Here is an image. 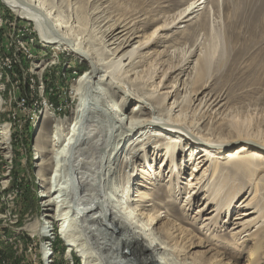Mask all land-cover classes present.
Here are the masks:
<instances>
[{
	"label": "rangeland",
	"instance_id": "rangeland-1",
	"mask_svg": "<svg viewBox=\"0 0 264 264\" xmlns=\"http://www.w3.org/2000/svg\"><path fill=\"white\" fill-rule=\"evenodd\" d=\"M44 1L62 20L66 21V24L73 25L75 29L84 32L90 38L89 43L98 47L100 42L98 37L104 29L102 25L108 21V23L118 22L135 17L145 20L156 7L162 8L160 15L165 13L168 16L173 15L190 0ZM213 1L210 0L201 5L198 14L201 15L205 11V21L199 26L196 34L187 39V43L179 45L167 40L171 36V31L163 35V40H160L158 46L150 50L142 49V52L146 53L142 66L143 73L150 72L157 61L164 60V64L153 79L154 84H159L162 79L158 88L160 93L170 90L171 85V79H167L166 76V79L162 78L163 68L177 64L184 55L189 53V50L194 51L190 69H193L192 74L195 77L193 78L191 74L190 95L193 96L197 91L202 92L199 98L207 94V98L208 96L213 100L216 98L217 101L219 98L222 99L215 107L217 113L215 109L209 112L204 105L196 106L198 102L193 105L189 101L192 99L190 95L184 100L186 104L184 107L189 106L187 113H192L194 122L199 123L195 122L196 126L202 124L200 128L203 127V132H198V137L202 139L209 138L210 135L206 132H211L218 122L223 121L227 124L239 123L238 125L247 132L257 130V127L264 128V0ZM0 16L4 21L0 25V264H45L41 256L43 238L39 232V225L41 229V218L45 214H53L54 210H48L49 206L42 203L46 198L48 186H44L41 170L45 169L50 162L49 157H51L54 142L48 141L43 146L37 145L36 142L43 125L51 126L53 119L65 120L72 116L78 103L72 95L73 85L80 76L90 70V64L74 52L65 48H56L53 43L42 40L36 28V21L26 12H17L4 0H0ZM17 29H22V32H17ZM152 29L153 26L146 28L139 35L149 33ZM20 40L24 42L25 47L19 45ZM14 49L17 50V55ZM168 50H171L172 56L170 55L167 59L164 52L167 54ZM38 61L43 62V66H37ZM198 62L201 63L200 66ZM44 67L47 68L43 70ZM164 81L166 85L162 87ZM151 85L153 89L152 82ZM111 93L114 96L112 100L119 104L118 107L125 108L123 99H128L127 110L140 109L141 103L137 102L138 98L134 93L122 88H116ZM170 102L171 100L168 104ZM148 111L149 108H146L145 112ZM189 145V143L184 145V152L176 153L172 161L174 166L178 163L184 167L185 159L189 158L192 150L198 151L200 155V149L190 147L185 156ZM7 150L9 152L6 153ZM153 151L152 147L149 149L148 156H144L143 151L133 158L130 155L131 161H135L134 166L132 162L123 166L120 163L123 157L119 156L115 164L114 177L121 180L118 184V189L121 191L117 190V192L124 193L122 195L129 198L137 197V187L143 188L142 184L135 183H141L145 177H148L146 187L151 188L148 191L151 194L162 193L156 199L158 202L156 208L159 209V204L166 203L170 194L169 191H162L159 187L162 184H168L178 169L171 173V162L166 164L169 155L158 157L156 160L155 155H152ZM40 162L41 164L38 165ZM208 165L209 163L202 169L193 171V175L191 173L195 163L184 167L183 174H179L180 183L177 184L176 180L174 181L173 194L178 197V207L185 206L186 209L178 208L177 219L164 218L158 224L153 222L150 226L154 225L152 230L158 245L164 241L166 244L168 242L162 232L164 226H173L175 241H169L170 244H168L169 248L173 249V252L169 251L170 258H173L169 264L173 262L176 264H231L233 253L230 250L232 249L240 251L239 255L234 253V257L237 256L236 259L234 258L237 260L236 264H247L254 242L248 233L255 232L260 224H262L260 227H264V218H262L257 226L251 224L250 231L240 233V238L235 241L228 232L232 226L226 229V213L222 221L214 226L217 210L219 208L225 210L232 193L242 188L232 200L229 210H232L235 202L236 206L239 205L254 192V180L252 181L251 177L241 174L237 168L231 166L222 167L214 175L210 169L202 178L201 173ZM140 169L146 171L148 176L143 175ZM123 171L132 174L128 184L134 183V186L129 188L128 195H126L127 190L123 189V185L126 186V182L123 183ZM49 172L52 173V170ZM160 175L163 179L161 181L156 178ZM194 176L198 177L197 180L202 178L198 184L195 183L196 178L191 180L196 189L192 192L181 190V187H189L191 182L189 179ZM257 180H260L259 183L262 182L258 184L259 187L258 185L256 187L261 207L255 216H261L264 215V176L260 175ZM209 195L210 199L215 197L216 200L207 202L206 197ZM148 203L149 201L144 202V204ZM191 203L193 205L189 209ZM200 208H205L208 213L199 214ZM198 217H202L201 220H198ZM54 219L57 221L55 217ZM57 223L59 224L58 221ZM205 225L210 227L209 230L204 228ZM117 226H119L118 222L113 221V227L107 232L104 230V235L107 237L106 243L98 247L93 246L97 252L92 258L94 264H144L142 258H137L138 251L133 249L132 244H127L123 238H119L121 234L117 233ZM242 230L243 227H238L233 231ZM54 247L57 254L55 264H83L76 250L68 249L59 232H57ZM66 252H68L67 255ZM257 254L259 264H264L261 252L258 251ZM119 258L122 259L121 263ZM147 263L149 264L148 260Z\"/></svg>",
	"mask_w": 264,
	"mask_h": 264
},
{
	"label": "bare ground",
	"instance_id": "bare-ground-1",
	"mask_svg": "<svg viewBox=\"0 0 264 264\" xmlns=\"http://www.w3.org/2000/svg\"><path fill=\"white\" fill-rule=\"evenodd\" d=\"M4 1L10 3L17 12L28 13V16L36 21V28L42 40L53 43L56 48L72 51L90 64V70L80 76L73 85L72 95L78 103L72 116L65 120L53 119L51 126L43 125L36 142L39 146H43L48 141L49 143L52 140L54 142V148L49 157L50 162H45L48 165L41 170L44 186H48L46 198L42 203L49 206L48 210H54L53 214H45L41 218L40 230H43L41 256L45 264L57 262L56 246L54 247L57 232L61 233L68 249L76 250L83 264H94L92 258L97 252L93 246L98 247L106 243L107 237L104 235V230L107 232L109 228H112L113 221L119 224L117 226V233L121 234L119 238H123L127 244H132L133 249L138 251L137 258H142L144 264H148L147 260L149 264L171 263L173 258H170L169 251L173 252V249L171 250L168 244H170L169 241H175L173 226L165 225L162 229L164 238L168 242L167 244L165 241L161 242V245H158L152 230L154 225L150 226L153 222L158 224L164 218L177 219L179 217L178 208L186 209L185 206L178 207V197L173 193L175 192L174 181L176 180L177 184L180 183L179 174H183L184 167H188V164L194 165L195 163L191 173L193 175V171L200 170L209 163L201 173L202 178L210 169L214 175L222 167L231 166L237 168L241 174L251 177L252 181L254 180V192L250 193L239 205L236 206L235 202L232 210H229L232 200L242 188L232 193L225 210L222 208L217 210L214 226L222 221L226 213V229L232 226L228 232L236 241L240 238V233L250 231L251 224L257 226L262 221L264 215L255 216V214L261 207L256 187L262 183H259L260 180L258 181L257 178L260 175L264 176V128L257 127V130L247 132L238 125L239 123L229 122L227 124L223 121L218 122L211 132H206L209 133V138L206 137L207 135L205 136L207 139L198 137V132H203V127L200 128L202 124L196 126L197 122H194L193 114L187 113L189 106L184 107L186 105L184 100L190 95L192 77H195L192 74L193 69H190L194 56L193 50L188 49L189 53L184 55L185 57L182 55V60L177 64L163 68L162 78L166 76L167 79H171L170 90L163 93L158 91L162 79L159 84H154L153 79L164 64V60L157 61L150 72L143 73L142 69L146 56L142 49L150 50L158 46L163 35L171 31V36L167 40L179 45L187 43V39L191 35L194 36L199 26L203 25L206 13L203 11L200 15L198 12L201 10V5L210 0H190L178 12L169 16L166 13L160 15L162 8L155 6L156 8L145 20L136 17L131 19H122V17L120 20V16L118 22L108 23V21L102 25L104 29L100 30L102 34L98 37L100 40L98 47L89 43L90 38L84 32L75 29L73 25L66 24V21L62 20L44 0ZM3 22L0 16V25ZM152 26L151 32L139 35ZM174 28L175 31H173ZM162 30L165 31L162 32ZM19 45L25 47L22 40L19 41ZM170 55L171 50H168L167 54L164 52L167 59ZM36 64L41 67L44 63L38 61ZM198 65L200 66L201 63ZM46 68L44 67L43 70ZM168 70H170L169 73ZM184 76L187 77L184 79ZM151 82L154 85L153 89ZM165 85L164 81L162 87ZM166 87L168 88V85ZM116 88L134 93L138 98L137 102L141 103L140 109L127 110L128 99H123L125 108L118 107L119 104L112 100L114 96L111 93ZM201 93L197 91L192 93L193 96L190 95L192 99L189 101L193 105L198 102L196 106H206L209 112L214 110L222 100L221 98L218 101L216 98L213 100L209 96L207 98V94L199 98ZM146 108H149L148 112H145ZM186 143L190 145L185 156L190 147L200 149V155L198 151L193 152L192 150L189 158L185 159L184 167L178 163L174 166L172 161L176 153L184 152ZM152 147L154 150L152 155H155L156 160L158 157L169 155L170 159H167L166 164L171 162V173L178 169L172 175L173 178L171 176L172 180L168 184H162L159 187L162 191L170 193L166 203L159 204V209L156 208L158 205L156 199L162 193L151 194L148 191L151 190L150 187H146L148 177H142L143 182L135 183L143 186V188H136L137 197L135 198L122 195L124 193L119 194L117 190H119L118 184L121 180L114 177L115 164L119 156L123 157L120 161L123 166L129 165V162H132L134 166L135 161H131L129 156L136 157L142 151L144 156H148L149 149ZM40 164L41 162L38 165ZM51 170L52 173L49 172ZM141 172L148 176L146 171L141 170ZM131 175L123 171V183L126 182L123 189L127 190L126 195L130 191L129 188L134 186V183L128 184ZM156 178L163 180L162 175ZM195 178L196 184L202 179L199 181L198 177L194 176L189 181ZM194 189L196 187L192 181L189 182V187H181V190H190L189 192ZM206 198L207 202L216 200L215 197L210 199V195ZM145 201L149 203L144 204ZM192 205L191 203L189 209ZM207 211L205 208H200L198 213L205 214L208 213ZM163 213L165 214L162 215ZM198 218L201 220L202 217ZM261 225L255 232L248 233L254 242L251 247L252 253L247 258V264H259L258 251L264 258V227H260ZM238 227H243V230L234 232L233 230ZM204 228L209 230L210 227L205 225ZM260 229L263 230L260 231ZM223 247L226 248V246ZM230 251L233 253L231 264H236L237 260L234 258L236 259L237 256H234L239 255L240 251L234 249ZM119 260L121 263L122 259L119 258ZM173 264L176 263L173 262Z\"/></svg>",
	"mask_w": 264,
	"mask_h": 264
},
{
	"label": "built area",
	"instance_id": "built-area-1",
	"mask_svg": "<svg viewBox=\"0 0 264 264\" xmlns=\"http://www.w3.org/2000/svg\"><path fill=\"white\" fill-rule=\"evenodd\" d=\"M20 16H22V15H20ZM24 28H25V26H24ZM17 32H22V29H17ZM10 47H11V45H10ZM15 50V49H14ZM16 51V55H17V50H15ZM4 61H7L6 59H4ZM23 70V69H22ZM39 232H40V235H41V233H43V230H40V225H39ZM39 248H40V240H39ZM40 255V254H39Z\"/></svg>",
	"mask_w": 264,
	"mask_h": 264
}]
</instances>
